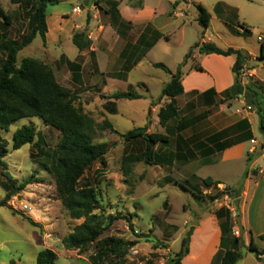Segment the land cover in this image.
I'll return each mask as SVG.
<instances>
[{
    "label": "rangeland",
    "instance_id": "374dc122",
    "mask_svg": "<svg viewBox=\"0 0 264 264\" xmlns=\"http://www.w3.org/2000/svg\"><path fill=\"white\" fill-rule=\"evenodd\" d=\"M87 0H60L58 4L49 5L47 15L51 24L58 15L72 14L76 4L83 8ZM144 0H128L131 6H138ZM153 7L158 0H146ZM186 8V21L183 19H163L158 22L160 27L159 45L148 51L140 67L132 68L135 57L140 51L133 53L128 59V65L121 68L116 64V57L111 59L109 73H121L128 77L134 92L141 99L119 100L108 102L107 95L102 93L104 76L95 70L94 61L81 60L83 67V85L77 86L72 81L71 73L65 65V54L70 60L76 55V48L71 41H65L63 49L45 46L42 38L36 39L23 49L17 58L18 67L27 58L38 60L49 66L57 75L59 84L69 89L76 98V106L99 126L109 122L117 134L109 129L95 128L94 143H105L108 152L106 165L96 162L89 168L82 183L96 187L100 210L97 214L105 217H132L133 230L126 219L113 221L101 240L113 237L126 242H137L128 251L121 264H169L170 259L179 253L183 240L189 238L192 245L188 246L191 256L198 253L212 233L211 221L197 228L199 222L212 212L224 210L220 217L222 223L232 224L229 236L231 247L238 251L242 258L248 252L243 241L232 242L240 238L236 224L238 201L233 197L222 195L229 186L205 187L201 182L199 193L195 195L178 183L185 181L189 174V166L177 163L175 166L149 165L145 162L136 163L131 173L125 175L124 157L130 154H143L146 143L142 140L126 141L122 135L137 128L145 129L147 134H170L177 144V131L173 127L180 123L181 118L199 117L200 123L194 130L183 133L185 138L204 139L209 134L222 130L241 120L251 125L256 138L251 141L253 146H260L249 155L251 162L259 158L260 165L251 169L252 175L262 171L264 174V131L261 129L260 116L257 107L249 102V94L259 93L263 104L264 115V61L251 58L243 65L239 76L240 84L245 88L242 95L234 99L227 98V93L216 98L207 95H182L176 99L180 113L166 127L159 122L161 108L170 103L167 97L160 98L163 86L171 81V75L153 66V63H163L175 73L179 67L184 73L195 61L193 56L207 39L222 49L227 47H242L257 54L264 36V0H202V5L213 17L208 33L198 23L197 0H171ZM0 6L13 18L8 28V38L18 40L30 31V18L27 16L25 4L14 5L10 0H0ZM86 18V14H84ZM249 30L244 33L241 26ZM0 26V34L3 33ZM158 35V34H157ZM156 37V36H155ZM158 37V36H157ZM2 46V41H0ZM191 56L187 59L188 54ZM188 65L185 67V64ZM185 68V69H184ZM222 72L229 74L227 66L222 65ZM227 74H226V73ZM230 74H232L230 72ZM198 80V79H197ZM123 82L117 84L116 91H127ZM114 111V113H113ZM250 122V123H249ZM34 126L37 136L33 145H25L18 150L13 149V135L23 126ZM233 128V127H232ZM0 137L7 150L0 165V202L7 200L0 207V264H37V255L44 248L54 250L58 259L55 264H91L90 256L94 255L97 244L90 245L85 251L66 250L62 240L72 233L73 229L82 224L84 219L73 220L62 207L56 178L50 169L56 160V149L61 140V132L45 125L38 118H22L14 122L8 131L0 130ZM253 141H256L254 143ZM179 145V143H178ZM181 147V145H180ZM45 167L49 171L45 170ZM197 175L205 177L209 174H219L222 181L235 185L244 170V162L237 161L225 168L197 167ZM258 168V170H257ZM188 170V171H187ZM32 184L17 193L13 187H19L26 181ZM195 183V180H191ZM244 181L234 187L238 188ZM187 187V186H186ZM221 194V195H220ZM220 195V197H217ZM8 197V199H7ZM142 235L143 237H137ZM190 245V242H189ZM85 259V260H83ZM87 260V261H86ZM240 260L237 264H242ZM188 263V261H187Z\"/></svg>",
    "mask_w": 264,
    "mask_h": 264
},
{
    "label": "trees",
    "instance_id": "16d2710c",
    "mask_svg": "<svg viewBox=\"0 0 264 264\" xmlns=\"http://www.w3.org/2000/svg\"><path fill=\"white\" fill-rule=\"evenodd\" d=\"M14 5L25 4L27 8V16L30 18V31L18 40L8 38V28L11 26L13 18L7 14L0 6V26L3 33L0 34V130L8 131L11 125L22 118H38L42 122L61 132V140L56 149V160L52 163L50 169L54 174L60 201L62 207L68 212L69 217L73 220L84 219V222L76 226L72 233L62 240L66 250L85 251L90 245L97 244V249L94 255L90 256L91 264H121L130 248L136 246L137 242H126L121 239L106 237L101 240L104 233L109 229L113 221L117 219H126L133 230L132 217H123L109 215L105 217L103 214H97L100 210V201L96 187L82 183L86 171L91 168L96 162H101L106 165L105 157L108 152V146L105 143H94L93 134L95 128L100 130L109 129L117 134V131L109 122H105L96 126L95 122L83 111L76 106V98L72 97L69 89L58 83L51 68L44 63L27 58L24 59L18 67V54L27 48L36 39L37 36L42 38L44 45L46 44V34L48 32L46 15L49 5L58 4L59 0H10ZM199 12L198 23L204 29H208L211 15L207 10L197 5ZM241 29L244 33H249V30L243 25ZM73 44L80 50L90 48V41L85 33H75L72 38ZM199 53L202 55L216 54L220 56H235L236 62L232 68L235 74V83L227 91V98L234 99L242 95L245 88L239 82V76L243 70V65L251 57L244 50L229 48L223 50L213 43H204L195 45ZM191 51L187 59L190 58ZM258 60L264 61V36L260 44V52ZM186 63V62H185ZM73 69V78L79 79L80 75L74 70V63H69ZM153 66L161 69L171 75V81L162 90L161 99L169 98V104L161 108L159 113V122L161 126L166 127L167 124L175 119L179 114V108L176 99L184 94L182 84V69L179 67L176 73H172L163 63H155ZM202 71L200 66L195 68ZM264 94V93H263ZM249 102L257 107V112L260 116L261 129L264 131V115L263 101L259 100V93L252 92L249 94ZM106 99L112 100H136L142 96L134 92L130 87L124 92H115ZM114 113V111H113ZM189 124L178 126L177 131H182ZM37 133L34 126H23L18 129L13 135V149L18 150L25 145H33ZM128 141L142 139L146 143V151L143 154H130L124 157L123 167L125 175L131 173V168L134 164L145 162L149 165H162V163L172 164L175 154L169 158L165 154H159V148L169 147L172 143L170 134L153 133L147 134L145 129L137 128L122 135ZM247 139H251V134L246 135ZM230 145H222L218 149L221 151ZM7 150L4 147V141L0 137V165L5 166L2 161ZM182 154H178L177 158L180 161ZM45 170L49 171L45 167ZM32 184L31 180L26 181L19 187H13V193H17ZM205 187L211 188L221 184L214 182L212 179L202 180ZM187 185L184 187L189 189L197 199H201L199 187L191 189ZM242 192V185L238 188H226L222 195H227L238 200ZM220 194V195H221ZM218 195L217 197H220ZM8 199V197H7ZM7 200L0 202V207L5 206ZM220 217L224 215V210L216 211ZM222 239H229L232 232V224L222 223ZM137 237H143L139 235ZM264 240V235L260 237ZM230 240V239H229ZM240 238H233L232 242L239 243ZM189 238L183 240V247L179 253L172 256L169 264H182L183 258L189 253ZM248 250L255 257L262 261L264 249L260 250L252 240ZM58 259L57 253L49 248H44L37 255V264H55ZM242 259L241 254L234 250L228 249L220 251L216 256V262L220 264H237ZM11 264H15L11 262Z\"/></svg>",
    "mask_w": 264,
    "mask_h": 264
},
{
    "label": "crops",
    "instance_id": "0c3cea01",
    "mask_svg": "<svg viewBox=\"0 0 264 264\" xmlns=\"http://www.w3.org/2000/svg\"><path fill=\"white\" fill-rule=\"evenodd\" d=\"M197 1L203 6L202 0ZM76 8H79L80 12H75L74 9ZM188 8V6L183 8L177 1L171 0H158L155 7L149 5L146 0L136 7L131 6L128 0H87L83 8L79 7L78 4L72 7V14L76 15L78 21L69 17V15H58L51 24L50 18L46 15L48 32L46 34L45 46L63 49V44L66 40L71 41L73 44L72 38L75 33H85L87 39L90 41V48L80 51L73 44L77 50L74 59L70 60L65 54L61 58L65 57V65L71 73L72 81L77 86L83 85L82 73L84 66L80 61H85V64L89 61H94L95 70L104 76V86L101 91L108 97L115 92H124L116 91L119 81L120 83L123 82L124 86H128V89L132 87L128 83V77L121 75V73L117 75L109 73L111 59L116 57V64L121 68H125L128 65V59L134 56L133 53L140 51L139 55L134 56L136 59L135 63H131L132 68L140 67L142 60L147 57L148 51L159 45V41L162 38L159 34L161 28L158 27V22L163 19L184 20ZM84 14H86V18ZM212 20L213 17L211 16L209 27L204 33L205 35L209 31ZM204 43H211V40L202 41V44ZM229 48L232 47H227L223 50ZM233 48L246 51L250 55L251 60L256 59L260 52V49L255 54L249 49L247 50L242 47ZM196 53L198 56H193L195 62L188 68H184L186 73L182 71L183 95H207L216 98L218 95L227 93L235 83V74L232 68L236 62V57H224L216 54L202 55L199 53V50ZM69 63H74L79 67V69L74 68L80 75L79 79L75 80L73 78V69ZM224 64L227 66V72L229 73L225 72L227 74L226 78L222 72V65ZM187 65L188 63L185 64V67ZM197 66H200L202 71L196 70ZM55 78L60 83L57 75H55ZM107 100L109 103L114 101L112 99ZM198 118L197 116L181 118L184 121L177 123L173 127V130L177 131L178 126L181 127L183 123L189 124L182 131H177V138H179L175 146L176 139L174 140L171 137L172 143L169 147L159 148V154L164 153L168 158L172 154H175L176 158L172 164L166 161L160 166L173 167L177 163L185 167L189 166V171L187 170L189 174L186 175L185 181L178 183L187 184L191 189L200 188V184L204 179H212L214 182H220L219 186L229 187H234L244 181V187L237 200L238 211L240 212L244 228V233L240 237V240L243 241L246 248L249 247L250 242L253 240L255 245L260 250H263L264 240L260 237L264 235V174L262 176V171L260 173L257 171L252 175L251 172L253 167L260 165V160L255 157L252 163H250L251 158L249 155L254 150H256V153L261 151L259 145L255 147L251 144V141L256 138L252 122L249 125L242 120L238 121L231 126L209 134L204 139L194 138L195 135L185 138L183 133L194 130L200 123ZM248 133L251 134V139L249 140L246 137ZM222 145L230 146L220 151L218 148ZM178 154H182L183 156L180 161L177 158ZM237 161L244 162V170L235 185H229L222 181L219 174L212 173L205 177L197 175L198 171L196 167L198 165H201V167L217 166L225 168ZM191 180H195V183H191ZM197 181L201 183H197ZM209 221H211L213 226L210 237L202 249L195 255L191 256L189 249V253L182 260V264H220V262H216L217 254L220 251L233 249L229 239H222V220L216 212H212L204 217L199 222L197 228H200L204 223ZM191 245L192 240L190 239L189 246ZM261 258L264 259V255ZM241 261L242 264H263L249 250Z\"/></svg>",
    "mask_w": 264,
    "mask_h": 264
},
{
    "label": "water",
    "instance_id": "95a60500",
    "mask_svg": "<svg viewBox=\"0 0 264 264\" xmlns=\"http://www.w3.org/2000/svg\"><path fill=\"white\" fill-rule=\"evenodd\" d=\"M236 223H237V227H238V231H239V235L240 237L243 236L244 233V228L241 222V216H240V212L238 210H236ZM263 264H264V259L262 260Z\"/></svg>",
    "mask_w": 264,
    "mask_h": 264
},
{
    "label": "built area",
    "instance_id": "2783aa9c",
    "mask_svg": "<svg viewBox=\"0 0 264 264\" xmlns=\"http://www.w3.org/2000/svg\"><path fill=\"white\" fill-rule=\"evenodd\" d=\"M74 11H75V12H76V11L80 12V9H79V8H76V9H74ZM258 40H259V41H262V40H263V37H259ZM253 142L256 143V141H253ZM238 233H239V231H238Z\"/></svg>",
    "mask_w": 264,
    "mask_h": 264
}]
</instances>
